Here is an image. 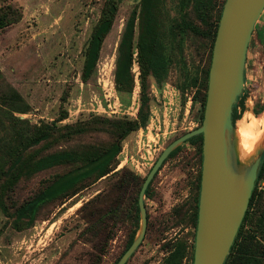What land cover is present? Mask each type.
Listing matches in <instances>:
<instances>
[{"label":"rangeland","instance_id":"1","mask_svg":"<svg viewBox=\"0 0 264 264\" xmlns=\"http://www.w3.org/2000/svg\"><path fill=\"white\" fill-rule=\"evenodd\" d=\"M104 1L0 0V5L11 3L22 12L19 21L0 29V71L29 105L27 112L17 115L40 124L57 121L66 110V117L57 125L84 126L80 132L53 141L46 152L61 147L103 148L114 133L113 127L99 122L98 117H136L138 65L134 62L132 66L134 86L129 95L117 92L114 72L117 46L138 0L120 1L95 69L86 80L82 78L84 49ZM189 12V18L196 22ZM158 15L164 24L171 23L178 15L177 0L160 2ZM169 51L173 63L166 81L158 87L150 79L148 123L123 140L112 171L84 183L76 194L42 206L34 224L26 229H13L12 218L0 213V264H113L127 240L135 237L139 213L136 219L133 197L138 185L127 181L125 171L141 181L167 144L199 125L200 103L192 97L196 87L181 90L180 85L187 74L196 75L198 81L203 76L209 62V40L188 32L183 37L182 52L172 45ZM244 84L240 102L244 101L245 109L241 115L249 111L259 116L264 103V11L248 44ZM241 106L238 104L237 110ZM198 168L199 152L189 142L160 166L144 198L145 235L125 264H166L172 244L182 239L191 242L188 218ZM61 170L47 169L22 179L12 193L10 212L37 192L52 173ZM257 189L262 194L250 209L245 228L262 234L264 177ZM109 208L115 213L109 214ZM182 264L189 261L185 258Z\"/></svg>","mask_w":264,"mask_h":264},{"label":"trees","instance_id":"2","mask_svg":"<svg viewBox=\"0 0 264 264\" xmlns=\"http://www.w3.org/2000/svg\"><path fill=\"white\" fill-rule=\"evenodd\" d=\"M120 1L105 0L103 3L84 49L82 65L84 80L95 69L103 40L112 27ZM164 1L166 0H138L125 22L117 46L115 88L121 95L124 93L129 95L132 92L134 86L132 66L136 62L139 71V106L135 118L112 120L98 117L99 122L111 125L114 133L113 140L103 148L61 147L46 152L45 149L53 141H57L59 137L80 132L84 126L57 125V121L66 117V110H62L57 121L49 123H32L27 118L19 117L17 113L27 112L29 105L20 93L5 81L0 71V213L12 218L11 227L13 229L23 230L32 226L42 206L53 201H62L80 191L84 183L94 182L112 171L123 140L130 133L144 128L148 123L151 101L150 79H153L158 87L163 85L173 63L169 45L176 47L181 53L183 37L188 32L201 35L209 40V62L204 69L203 76L198 81L196 75L187 74L180 85L181 90L196 87L192 97L193 101L200 103L199 125L201 124L212 45L225 0H177L178 15L169 24L168 22L164 24L163 19L158 15V4ZM190 10L196 22L189 18ZM21 16L22 12L19 7L11 3L1 4L0 29L16 23ZM242 97L243 93L238 96L237 102L233 105V124L241 117V112L245 109L244 101L240 102ZM240 103L242 106L239 111L237 106ZM260 110H264V103L260 106ZM60 132L63 133L60 134ZM187 142L193 143L199 152V168L194 179V195L191 198L188 218L192 228V239L189 243L182 239L172 244L165 258L166 264H182L185 258L189 264H192L200 189L202 134L187 139L183 144ZM181 145L169 153L162 165L180 149ZM52 168L63 170L52 173L37 192L16 205L10 212L11 196L18 183L22 179L30 178L41 171ZM125 174L129 175L127 181L138 185L133 197L134 216L138 219L137 198L145 177L140 181L139 177L132 172L125 171ZM262 177H264V151L247 210L223 264H263L264 228H260L262 234L245 228V224L251 217L250 209L262 194V191L257 189V183ZM151 182L152 180L145 190V197H148ZM107 212L115 213L113 208H109ZM132 240L133 237L127 240L113 264L117 262Z\"/></svg>","mask_w":264,"mask_h":264},{"label":"water","instance_id":"3","mask_svg":"<svg viewBox=\"0 0 264 264\" xmlns=\"http://www.w3.org/2000/svg\"><path fill=\"white\" fill-rule=\"evenodd\" d=\"M263 11L264 0L224 1L212 45L202 122L167 144L146 174L137 198L138 232L115 264H125L145 235L148 184L169 153L197 134H202V160L192 264H223L229 254L264 151L260 143L241 158L232 122L233 105L245 89L248 44Z\"/></svg>","mask_w":264,"mask_h":264},{"label":"bare ground","instance_id":"4","mask_svg":"<svg viewBox=\"0 0 264 264\" xmlns=\"http://www.w3.org/2000/svg\"><path fill=\"white\" fill-rule=\"evenodd\" d=\"M235 125L237 146L240 156L243 158L245 155L251 153L256 145L263 141L264 110L261 111L259 116H254L247 111L236 121Z\"/></svg>","mask_w":264,"mask_h":264}]
</instances>
